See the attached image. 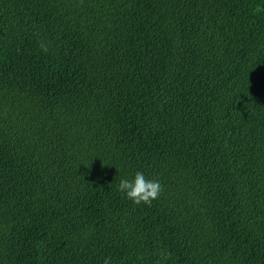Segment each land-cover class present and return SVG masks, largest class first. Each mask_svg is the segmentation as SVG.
Listing matches in <instances>:
<instances>
[{
    "label": "trees",
    "instance_id": "obj_1",
    "mask_svg": "<svg viewBox=\"0 0 264 264\" xmlns=\"http://www.w3.org/2000/svg\"><path fill=\"white\" fill-rule=\"evenodd\" d=\"M105 257L264 264V0H0V264Z\"/></svg>",
    "mask_w": 264,
    "mask_h": 264
},
{
    "label": "clouds",
    "instance_id": "obj_2",
    "mask_svg": "<svg viewBox=\"0 0 264 264\" xmlns=\"http://www.w3.org/2000/svg\"><path fill=\"white\" fill-rule=\"evenodd\" d=\"M117 188L128 200L137 205H150L159 199L163 192L161 180L148 178L142 171H136L134 175L130 176H121ZM64 226L58 228L59 234ZM13 246L14 248L17 246L16 240H14ZM103 264H112V258L105 257Z\"/></svg>",
    "mask_w": 264,
    "mask_h": 264
}]
</instances>
